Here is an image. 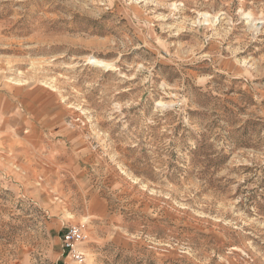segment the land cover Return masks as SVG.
Returning a JSON list of instances; mask_svg holds the SVG:
<instances>
[{"label": "rangeland", "instance_id": "374dc122", "mask_svg": "<svg viewBox=\"0 0 264 264\" xmlns=\"http://www.w3.org/2000/svg\"><path fill=\"white\" fill-rule=\"evenodd\" d=\"M0 264H264V0H0Z\"/></svg>", "mask_w": 264, "mask_h": 264}, {"label": "built area", "instance_id": "2783aa9c", "mask_svg": "<svg viewBox=\"0 0 264 264\" xmlns=\"http://www.w3.org/2000/svg\"><path fill=\"white\" fill-rule=\"evenodd\" d=\"M61 239L64 252L72 256L77 262H83L84 254L80 247L87 240L85 227L81 224H71L66 228Z\"/></svg>", "mask_w": 264, "mask_h": 264}, {"label": "bare ground", "instance_id": "6f19581e", "mask_svg": "<svg viewBox=\"0 0 264 264\" xmlns=\"http://www.w3.org/2000/svg\"><path fill=\"white\" fill-rule=\"evenodd\" d=\"M206 19H208V18H206ZM89 60H90V59H89ZM90 62L93 63V64H99V65H102V66H104L106 69H110L108 63H105V62L99 61V60H97V59H95V58H94V59H91ZM108 67H109V68H108Z\"/></svg>", "mask_w": 264, "mask_h": 264}]
</instances>
